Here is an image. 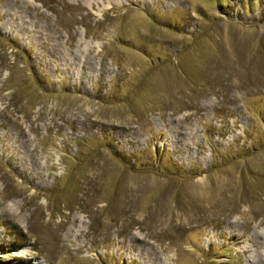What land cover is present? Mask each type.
Instances as JSON below:
<instances>
[{
	"label": "rangeland",
	"instance_id": "1",
	"mask_svg": "<svg viewBox=\"0 0 264 264\" xmlns=\"http://www.w3.org/2000/svg\"><path fill=\"white\" fill-rule=\"evenodd\" d=\"M86 2L0 0V264H264V0Z\"/></svg>",
	"mask_w": 264,
	"mask_h": 264
},
{
	"label": "bare ground",
	"instance_id": "2",
	"mask_svg": "<svg viewBox=\"0 0 264 264\" xmlns=\"http://www.w3.org/2000/svg\"><path fill=\"white\" fill-rule=\"evenodd\" d=\"M101 0H87V2H86V5L88 6V7H90V6H94V5H96V3H101L100 2ZM113 5V3H110V4H107L105 7H104V9L103 10H105V9H108L109 7H111ZM102 10V9H101Z\"/></svg>",
	"mask_w": 264,
	"mask_h": 264
}]
</instances>
